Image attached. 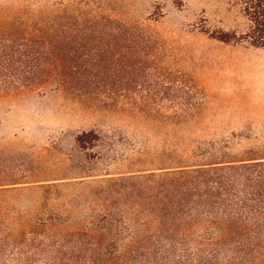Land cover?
<instances>
[{
    "label": "rangeland",
    "instance_id": "obj_1",
    "mask_svg": "<svg viewBox=\"0 0 264 264\" xmlns=\"http://www.w3.org/2000/svg\"><path fill=\"white\" fill-rule=\"evenodd\" d=\"M245 1L0 0V17L57 14L60 33L47 83L0 98L2 206L81 221L175 150L263 156L264 47L211 38L248 29Z\"/></svg>",
    "mask_w": 264,
    "mask_h": 264
},
{
    "label": "trees",
    "instance_id": "obj_2",
    "mask_svg": "<svg viewBox=\"0 0 264 264\" xmlns=\"http://www.w3.org/2000/svg\"><path fill=\"white\" fill-rule=\"evenodd\" d=\"M244 13L245 32L211 38L264 47V0H246ZM57 25V14L0 17V98L47 83L59 60ZM96 140L95 131L77 137L83 149ZM228 144L201 142L131 172L124 198H102L104 211L85 220L32 221L0 203V264L261 263L264 155L235 156Z\"/></svg>",
    "mask_w": 264,
    "mask_h": 264
}]
</instances>
